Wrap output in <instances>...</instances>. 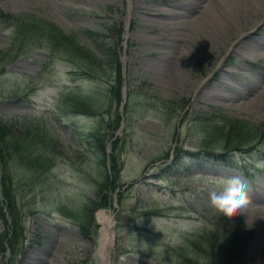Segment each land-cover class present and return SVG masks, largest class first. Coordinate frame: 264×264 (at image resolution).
I'll list each match as a JSON object with an SVG mask.
<instances>
[{"label": "rangeland", "instance_id": "obj_1", "mask_svg": "<svg viewBox=\"0 0 264 264\" xmlns=\"http://www.w3.org/2000/svg\"><path fill=\"white\" fill-rule=\"evenodd\" d=\"M177 1L181 7L163 0H0L2 12L24 22L52 23L100 58L88 30L102 33L100 42L111 48L124 46L127 81L126 119L122 128H115L113 120L122 105L111 103L114 68L104 65L101 70L93 57L84 58L67 42L58 40L61 45L54 48L49 39H37L0 19V51L6 55L0 62V121L13 133L34 136L21 152L0 162V177L13 180L18 225L17 243L0 249V264H100V209L111 210L115 218L114 264H179L181 253L197 259L190 242L214 231L223 217L211 207L209 194L222 191L232 177L245 183L251 200L246 215L223 225L241 245L234 264H264V168L255 167L251 180L240 168L219 164L214 156L205 157L211 159L208 162H201L199 155L189 157L184 169L173 163L179 150L183 156L201 148L205 136L196 118L204 114L249 121L258 135L235 155L242 164H251L250 158L264 160V58L247 54L241 60L243 52H250L243 46L246 38L250 46L258 44L264 50V0L253 8L248 22L225 33L215 46L211 32L183 23V6L197 14L213 0ZM164 9L171 16L169 24L161 26L153 22L152 13ZM130 12L129 37L120 43L109 30L125 26ZM174 55L186 63V74L196 88L177 89L156 75L154 66L173 63ZM213 79L208 88L216 94L232 96L234 90L228 86L239 89L242 106H229L225 99H197L199 89ZM162 99L178 104L166 110L159 104ZM98 127L111 143L106 153L121 158L119 171L112 160L101 164L98 141L87 135ZM211 145L223 151L225 142L219 138ZM37 155L46 165L43 170L35 161ZM0 199L7 210V221L0 213V232L13 231L14 216L1 186ZM87 204L92 211L86 228L80 217ZM231 223L242 225L243 231H234ZM226 249L220 248L217 257Z\"/></svg>", "mask_w": 264, "mask_h": 264}, {"label": "trees", "instance_id": "obj_2", "mask_svg": "<svg viewBox=\"0 0 264 264\" xmlns=\"http://www.w3.org/2000/svg\"><path fill=\"white\" fill-rule=\"evenodd\" d=\"M0 19L4 22H10L13 26H16L19 31L26 32L27 34L34 33L37 36V39H42L43 37L50 40V45L54 48H57L61 45V42H67V44L76 52H79L84 58L85 57H93V61L96 65H98L101 70L103 69L104 65H107L109 67H112L115 69L116 76L113 80V83L110 87V98L111 103L112 102H120L122 98V84H123V74H122V63L120 61V55H121V49L116 47H109L106 45V43L100 42L103 37V34L100 32H95L92 30H88L87 33L90 37L94 39L96 49L100 51L103 55V57H98L93 53L92 51L81 47L77 44L75 38L73 36H68L59 31L55 25L52 23H43L39 22V24H36L35 22H27L23 21V19L20 16H15L12 14H6L2 11H0ZM111 33H115L114 35L117 36V38L120 40L122 39V33L123 28L122 26L120 28H114L110 27ZM54 33H61L62 35L54 37ZM109 33V34H111ZM112 36V35H111ZM63 38V39H62ZM60 40V41H58ZM6 57L5 52L0 51V62L4 60ZM90 76H92L91 72H88ZM84 100H86L87 103H90L89 101L91 98L87 97ZM85 102V103H86ZM159 104L166 110H171L175 106H177L178 103L172 100H165L162 99ZM110 112V110L108 111ZM121 121V116L117 112L115 115V120H113V124H115V128L119 127ZM196 124L198 127L202 130L204 138V143L202 145V149H205V154L201 156L200 154L202 152H198L196 154L190 153L191 156L193 155H199L201 162H208L211 159H205V157L208 156H214L216 160L222 162L225 160V164L234 166L237 163L236 156L231 155L229 152L224 153H217V154H211L208 149H212V145L209 146V143L216 142L219 138H222L225 142V151H233L232 149H240V146L252 142L257 134V128L253 127L249 121L238 119V118H232L227 115H219L217 117L204 114L201 116H198L196 118ZM8 125L2 121H0V162H4V158H8L7 161H9L10 156L13 154H18L17 152H21V147L26 144H30L34 140V136L30 138L29 134L26 136H23V134L13 133L12 130H10ZM106 133L103 132L102 127H98L96 130H92L88 133V136L92 137L93 139H97V145L100 147V162L102 165L106 166L108 157H110V160L114 161L113 165L116 170L119 171L117 168V161L120 163L121 158L118 155H110L108 156L106 154V144L109 141V138ZM216 138V139H214ZM4 139V140H3ZM104 140V142H103ZM4 141V144L2 143ZM207 141V142H206ZM115 142H113V146L115 145ZM209 142V143H208ZM2 143V144H1ZM15 149V151H14ZM18 149L20 151H18ZM5 153V154H4ZM179 153V151H178ZM176 155V159L174 160V164L176 166H179L181 168H184L185 162L188 160L187 157L182 156L181 154ZM204 153V152H203ZM228 156V157H227ZM224 157H227L226 159H223ZM250 160L253 161V158H250ZM35 161L38 164V167H40V170H43L45 168L44 162L40 159V155L35 157ZM42 163V164H41ZM1 164V163H0ZM33 161H31V165H33ZM36 166V165H34ZM37 168V166H36ZM242 168L246 169L248 175L251 174L252 168L248 165L243 166ZM38 170V168L36 169ZM39 171V170H38ZM108 180V178H107ZM12 178L10 176H1L0 177V186L2 188V193L6 199L7 208L14 216V220L12 219V227L13 231H7V232H0V249L5 250L6 244L11 248L13 247L17 242L16 238L18 236V225L15 221L16 214H15V196L13 194V190L10 187V184L12 183ZM108 184V182L105 183V185ZM102 188V187H101ZM5 203L0 199V213L3 214L4 218L7 221V213L5 211ZM91 204H87L85 206V210L83 215L80 217L81 224L83 227H88V224L90 222L89 212H91ZM218 221L222 224H216L214 231L210 233H203L200 238L196 242H190V245L196 247L195 251L198 254L197 259H192L190 256L186 253H181L180 257L181 262L179 264H234V261L237 257H239L242 253L241 245L240 243L235 244L234 239L230 237L231 233L229 234L228 230L224 228V223H229L228 219L224 217L218 218ZM14 224V225H13ZM234 231L240 232L243 231V226L240 224H232L231 225ZM224 230V231H222ZM223 232V233H222ZM228 248L224 252L221 253L220 258L219 251L220 248ZM204 260V263H203Z\"/></svg>", "mask_w": 264, "mask_h": 264}, {"label": "bare ground", "instance_id": "obj_3", "mask_svg": "<svg viewBox=\"0 0 264 264\" xmlns=\"http://www.w3.org/2000/svg\"><path fill=\"white\" fill-rule=\"evenodd\" d=\"M171 6H180L181 1L174 2V0H163ZM261 4L260 0H213L205 10H200L199 13L194 14L190 10L191 6H183L186 10V16L183 19L184 26H192L193 29L207 30L210 33L212 42L214 46L222 42L225 37V33L235 30L238 24L241 26L244 22H248L253 8L259 7ZM186 7V8H185ZM150 14V13H149ZM152 18L154 23L160 24L161 26H166L169 24L170 11L165 9L154 14L152 13ZM133 14L130 12V19ZM159 26V25H157ZM160 26V27H161ZM129 34L127 33V38ZM251 40L249 38L244 39L243 46L247 47V50L250 52H243L241 60H246V55L254 56V58H264V50H261V46L258 44H253L250 46ZM238 49L234 52L238 53ZM134 54V53H133ZM175 60L173 63L164 64V62H159L154 66V71L156 75L166 80L168 83L173 85L177 89H185L186 87H191L194 89L197 87L196 82H192L186 74V63L179 58L177 55H174ZM224 69V68H223ZM221 69V70H223ZM216 80H219L216 78ZM126 75L123 74V85L126 92ZM225 84V82H223ZM214 85L213 81L206 83V88H200L196 98L197 99H225L227 105L232 107H241L244 101H242L243 96H239V89H234L231 86L228 88L231 89L233 93L232 96H226L224 94H216L212 87ZM252 91V90H251ZM183 93V92H182ZM6 123V122H4ZM7 124V123H6ZM8 125V124H7ZM11 130V126H7ZM7 213V210H5ZM97 221L99 223V247L96 251V255L100 260V264H114L115 260H112V250L115 242V218L111 210L109 209H100L97 211Z\"/></svg>", "mask_w": 264, "mask_h": 264}, {"label": "clouds", "instance_id": "obj_4", "mask_svg": "<svg viewBox=\"0 0 264 264\" xmlns=\"http://www.w3.org/2000/svg\"><path fill=\"white\" fill-rule=\"evenodd\" d=\"M209 201L216 212L229 220L234 216L246 215L251 204L246 185L239 177L228 179L222 191L210 192Z\"/></svg>", "mask_w": 264, "mask_h": 264}]
</instances>
